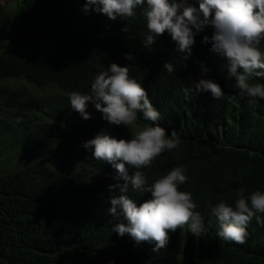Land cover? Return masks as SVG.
I'll return each instance as SVG.
<instances>
[{
  "label": "trees",
  "instance_id": "obj_1",
  "mask_svg": "<svg viewBox=\"0 0 264 264\" xmlns=\"http://www.w3.org/2000/svg\"><path fill=\"white\" fill-rule=\"evenodd\" d=\"M4 1L0 40L19 47L0 50V264H264L261 213L243 245L220 239L208 223L200 238L190 232L182 252L179 229L156 251L155 242L138 244L114 231L115 224H127L108 212L110 197L119 194L109 190L117 172L83 144L102 132L117 139H130L132 132L110 125L91 102V118L84 120L68 98L91 94L94 79L111 63L128 66L161 114L155 123L180 139L142 171L151 184L182 166L188 180L180 190L192 194L204 224L215 218L209 204L234 207L241 188L246 197L264 192V100L241 92L227 58L202 42L213 30L194 37L191 57L183 61L167 32L144 47L146 0L134 17L115 21L85 13L86 0H13V7ZM189 4L198 8V0ZM259 48L264 52V40ZM165 63L173 65L172 73ZM201 79L218 83L224 96L197 93ZM185 88L193 89L189 99ZM137 117L141 127L152 124L142 113ZM25 159L30 162L15 167ZM127 195L138 207L151 199L131 185Z\"/></svg>",
  "mask_w": 264,
  "mask_h": 264
},
{
  "label": "clouds",
  "instance_id": "obj_2",
  "mask_svg": "<svg viewBox=\"0 0 264 264\" xmlns=\"http://www.w3.org/2000/svg\"><path fill=\"white\" fill-rule=\"evenodd\" d=\"M144 4L145 0H86L83 10L104 14L115 21L117 17H134V9ZM146 4L145 48H151L156 38L167 32L176 44L175 52L187 61L192 54L194 37L210 27L211 37L204 35L202 42L211 44V51L227 58L229 75L235 78L241 92L264 100V83H250L252 77L264 78V52L259 48L264 40V0H198V8L189 4V0H146ZM122 31H128L127 25ZM125 59L132 61L134 57L125 53ZM163 67L169 73L174 71L170 63ZM201 68L202 74H206L207 69L203 65ZM192 91L184 89L185 99L190 98ZM195 91L210 92L217 99L224 96L220 85L210 79L199 80ZM68 98L71 108L84 120L91 118L86 111L91 102L110 125H123L132 132L130 139H117L102 132L83 144L85 149L94 150L95 160L107 162L117 172V182L110 185L109 190L118 189L116 193L119 194L110 197L108 212L117 220L123 217L127 221V224L117 223L113 227L120 236L127 233L138 244L155 242L153 251H156L166 248L170 233L179 229L182 235L179 251L182 252L190 232L200 238L203 232H208L205 228L208 223L212 232L218 231L220 239L238 245L246 243L254 217L257 213L264 214V192L257 190L246 197V189L241 188L234 207L224 201L214 206L209 204L215 218L202 224L203 218L195 210L197 204L192 194L180 190L188 180L182 166L174 167L149 184L142 169L150 167L166 150L177 148L180 139L175 130L168 136L165 129L155 123L161 119V114L154 108L145 88L130 77L128 66L111 63L107 71L94 79L91 94L72 92ZM138 113L152 124L139 126ZM129 185L134 191L150 193L151 199L138 207L127 195Z\"/></svg>",
  "mask_w": 264,
  "mask_h": 264
},
{
  "label": "rangeland",
  "instance_id": "obj_3",
  "mask_svg": "<svg viewBox=\"0 0 264 264\" xmlns=\"http://www.w3.org/2000/svg\"><path fill=\"white\" fill-rule=\"evenodd\" d=\"M1 1H4V0H1ZM5 3H6V5L7 6H9V7H13V5H14V1L13 0H5L4 1ZM7 46L8 47H19V44H16V43H14V44H9L8 42H5V41H1L0 40V50H3V49H5V48H7ZM1 116H3V114L1 113L0 114V117ZM30 162V160H28V159H25L24 161H22L21 163H17V165H15V167H20V166H22V165H24V164H26V163H29Z\"/></svg>",
  "mask_w": 264,
  "mask_h": 264
}]
</instances>
